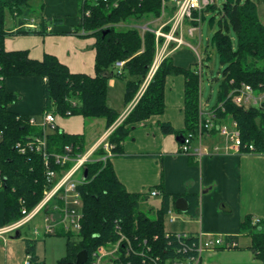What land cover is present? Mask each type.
<instances>
[{
    "label": "trees",
    "instance_id": "1",
    "mask_svg": "<svg viewBox=\"0 0 264 264\" xmlns=\"http://www.w3.org/2000/svg\"><path fill=\"white\" fill-rule=\"evenodd\" d=\"M33 1L35 0H0V121L5 132L4 140L0 143L3 225L14 223L22 217L21 200L32 210L42 200L44 191L48 188L41 155H22L15 149L18 141L42 136L44 132L41 127L28 124L29 116H18L10 111L9 106L18 101V96L7 90L8 79L35 77L44 80L43 115L53 113L66 118L82 116L86 121L105 120L106 128L110 129L121 117L108 104L110 80L116 78L126 84L124 102L126 106L130 105L146 81L156 58V35L151 31L143 32L140 27L162 17L163 3V0H122L114 8L113 0L109 3L99 0L94 5L80 0L82 22L74 33L85 32V36L96 38L97 41L95 76H90L71 73L66 65L50 54H46L42 60H35L30 58L29 51H6L5 40L8 36L52 35V32H47L46 25L51 19L42 20L41 30L25 28V20H21L20 27L15 31L6 28L7 12L17 18L21 15L29 16L33 13ZM261 5H264V0H225L221 8L213 6L207 12L218 9L221 15L220 29L212 39L224 66L222 79H216L220 82V87L214 109L220 104L224 108L218 110L217 125L233 119L238 123L243 144L254 145L253 153L264 155V103L261 107L245 110L228 100L231 92L243 84L252 86L256 92L263 91L264 23L258 12ZM87 10L91 11L89 17L85 14ZM169 11L171 14L174 12ZM54 21L58 24L59 18ZM231 30L237 36L236 49L229 34ZM206 48L205 53L208 54V47ZM210 60L209 56L204 58V70L206 62ZM118 62H125V65L122 70L116 71L115 65ZM196 70V67H178L172 58L164 60L136 106L109 135L108 142L113 146L112 158L103 159L107 153L104 148H100L95 152L93 161L86 164L88 179L80 189L83 230L77 235L63 231L59 233L67 238V255L62 264L76 262L77 255L83 250H88L91 258L99 246L109 242L116 243L119 240L117 223L134 245L135 253L130 258L133 264H144L140 255L149 254L144 241L153 248V254L161 257L177 255L181 249V254H185L183 248L192 246L195 242L178 239L175 235L166 238V219L170 211L167 197H164L162 207L156 211V219H150L143 210V204L151 197L150 193L128 192L116 175L112 159L126 156L124 144L133 140L132 133L136 130V125L164 114L168 76L184 75L186 78V130L179 132L170 123H160L163 134L168 136L184 133L187 136L197 132L201 77L196 74ZM216 131L214 129L212 134ZM48 133L50 152L61 153L67 145H73L76 152L87 151L84 135L65 134L58 128ZM243 150L244 153H252L248 148ZM194 209L192 201L189 213H193ZM240 230L242 234L248 233L252 237V250L264 264V221L255 223L251 217H247ZM39 241L26 239L31 264H42L37 255ZM121 259L125 260L123 255Z\"/></svg>",
    "mask_w": 264,
    "mask_h": 264
},
{
    "label": "crops",
    "instance_id": "2",
    "mask_svg": "<svg viewBox=\"0 0 264 264\" xmlns=\"http://www.w3.org/2000/svg\"><path fill=\"white\" fill-rule=\"evenodd\" d=\"M78 1L42 0L38 7H33L40 10L41 22L44 19L59 18L60 26L46 23L47 32H52L50 36H8L5 40L6 51H29L30 58L35 60H42L46 54H50L66 65L71 73L95 76L96 38L74 33L77 29L75 27L82 22L77 15ZM258 12L264 23V5L259 7ZM32 14L18 17L14 27L9 30H17L21 20H25V28L35 26L33 29H39ZM170 17L171 14L158 19L155 24L160 26L168 23ZM188 28L189 23L185 27V37L198 52L181 48L169 54L175 65L184 69L195 68L199 57L204 58L199 51L200 46H204L202 37L188 36ZM118 81L116 78L110 80L107 98L110 107L118 113L122 110L119 113L122 116L129 105L124 103L125 109H122L120 97L122 95L124 98L126 86H121ZM43 84L44 80L35 77L8 79L7 90L18 96V101L9 106L10 111L41 122L44 116ZM185 89L184 75L167 77L164 114L136 125L132 133L133 140L124 144L126 156L112 159L116 175L130 193L149 194L157 191L158 195L151 197L161 199L160 208L165 196L170 210L175 208L178 213H181L176 208L178 199H187L189 206L193 201V213H181L189 214V217L180 226H177L181 220L178 216L175 223L168 221L173 228L166 227L167 232L197 234L203 231L237 241L238 247L235 249L220 248L206 253L203 264H263L252 250V237L248 233L242 234L240 227L247 217H251L253 222L264 221V155L226 153L224 142L217 132L205 137L203 141V145L211 151L210 155L198 160L194 152L183 154L180 147L185 134L164 135L159 125L170 123L176 131L186 130ZM95 124L100 125V131L96 133L98 137L95 141L91 139L93 144L87 150L104 140L108 141L107 134L112 127L107 129L105 120L88 123L82 116L56 118L58 129L69 135H84L85 140L87 126ZM198 146V138H195L193 148L197 149ZM216 147L218 149L215 151ZM2 195L0 192V227L4 224ZM38 248L39 244V257ZM27 255L26 239H21V236L10 238L7 244L0 241V264H25ZM39 260L42 262L41 257Z\"/></svg>",
    "mask_w": 264,
    "mask_h": 264
},
{
    "label": "built area",
    "instance_id": "3",
    "mask_svg": "<svg viewBox=\"0 0 264 264\" xmlns=\"http://www.w3.org/2000/svg\"><path fill=\"white\" fill-rule=\"evenodd\" d=\"M105 3H109L111 0H103ZM122 0H113V7L117 8ZM218 0H163L162 5V17L169 11L167 4H171L174 8V14L171 18V22L162 24L157 28H149L143 26V32L151 31L156 35V58L151 69L150 75H148L146 81L142 85L135 100L128 106L127 110L120 117L119 121L112 126L107 136H109L114 129L119 126L129 115L132 109L136 106L144 91L148 88L153 75L161 65V62L165 59V53L169 50L173 43L182 45L183 39L180 33L184 26L189 23L187 31L188 36L194 37L197 32L201 31V23L207 9L213 6H217ZM84 3H90L92 5L97 4L99 0H83ZM86 16H90L91 11H86ZM35 28V26H29ZM85 32H82L84 35ZM167 55V54H166ZM204 58L199 57L198 64L196 66V74L200 79V111H199V125L196 133H190L183 138L180 150L183 154H189L194 152L197 155L198 160H202L204 156L210 155L211 151L203 145L205 137L212 134L214 129H217V134L224 142V150L226 153H244V149H249L250 152H255L254 145H244L241 137L240 130L238 129V123L233 119H228L220 125H217L218 110L223 108V104H220L218 108L214 109L203 103V90L202 81L204 75ZM125 62H118L115 65L116 69L122 70ZM263 91L256 92V90L247 84H243L241 87L233 90L228 97L235 106L248 110L252 107H261L264 103V84L261 85ZM57 116L53 113H46L43 116L41 122H37L35 118H30L28 124L34 127H41L43 129L42 136L28 137L26 140L18 141L15 145V149L22 155L27 154H39L44 160L45 178L48 183V188L45 189L42 200L32 210H29L24 200H21L22 204V217L11 224L3 225L0 227V241L7 244L10 238L16 236L17 232H20L22 236V230L33 223L38 216L44 217V234L55 235L60 232H71L73 234H79L83 230V201L81 194V186L85 182L83 180L86 164L93 161L95 152L104 148L107 153L103 159L112 158L113 146L104 140L96 147L87 150L84 153L76 152L73 145L65 146L63 152L56 153L49 151L48 144V132L55 131ZM5 132L2 129L0 121V143L4 140ZM198 138L199 146L197 149L193 148V141ZM107 139V138H106ZM218 148H215V151ZM55 167V168H54ZM151 196H157V191H152ZM169 222L175 223L177 217L173 215L172 210L168 212ZM259 222L256 220L255 223ZM116 233L119 236V240L109 242L107 245L99 246L89 256L88 262L90 264H133L131 256L134 255L135 249L132 241L126 237L123 233L122 227L119 223L116 224ZM34 239L39 240L41 233L38 229H35ZM176 236L178 239L194 240L195 242L187 247L183 248L185 254H181L178 251L177 255L169 257H161L160 255L153 254V248L146 244V252L140 256L143 258L144 264H203L204 256L210 251L217 249H235L238 247L236 240H227L223 236H213L211 234L200 231L197 234L188 233H172L166 232V238ZM158 239V237H156ZM189 253V254H188ZM122 255L125 260L121 259ZM31 256L27 255L25 264H31ZM87 264V263H86Z\"/></svg>",
    "mask_w": 264,
    "mask_h": 264
},
{
    "label": "rangeland",
    "instance_id": "4",
    "mask_svg": "<svg viewBox=\"0 0 264 264\" xmlns=\"http://www.w3.org/2000/svg\"><path fill=\"white\" fill-rule=\"evenodd\" d=\"M246 0H241V2H245ZM42 2V0H35L33 2H31V7L33 9V7H38V4ZM79 2V6H78V18L80 21H82V15H81V5H80V0ZM225 3V0H218L217 1V8H221ZM163 5V3H162ZM167 8L169 10H173L174 8L172 7L171 4H167ZM169 13V14H168ZM171 12L168 11L167 14H165V16H170ZM174 12L171 14V17L169 19V21L171 20L172 16H173ZM31 17H33V19L36 21L35 23H37V27L41 30V12L40 10H36L35 8L33 9V14L31 15ZM17 19V17H15L13 14H11L10 12H7L6 15V28L7 29H12V27H14V21ZM221 19V15L219 13L218 9H215L214 11H210L206 13V18L202 21L201 23V31L197 32V34L193 37V38H198V37H202V41L204 43V46H200V52L201 54L204 55V58L206 57H210L211 60L206 62L205 65V70H204V75H203V81H202V90H203V103L205 104V107L207 104H209V107L214 108L218 102V93H219V87H220V82L217 81L216 79H222V71L224 70V66L221 64V58L220 55L217 51V48H215V46L213 45V36L215 34L216 31H218L220 29V22ZM51 21V22H50ZM48 23L52 26H60L59 24L55 23L54 19L52 18ZM157 20H155V22H150V25L146 24V27L148 26L149 28H157L159 25L155 24ZM168 21V22H169ZM171 22V21H170ZM145 26V25H141V28ZM75 27V28H79ZM185 27L183 28V30H181V34L184 38L183 39V43L182 45H178L177 43H173L172 46L169 48L168 51H166L165 53V59L169 58V54L172 51H176L179 49H189V50H194L195 52H198V49L195 48L193 45H191L190 42L187 41L186 37H185ZM80 34H82V32H80ZM230 36L232 38L233 41V47L234 49H236L238 47V40H237V36L234 33V31H230ZM23 36V35H20ZM20 36H9V37H20ZM26 36H43V35H26ZM45 36H50V35H45ZM8 38V37H7ZM83 38V37H80ZM206 47H208V54L205 53V49H207ZM157 50V47H156ZM157 52V51H156ZM167 54V55H166ZM164 60L161 62V64L164 62ZM160 67V66H159ZM194 68V67H193ZM158 70V69H157ZM156 70V72H157ZM156 72L154 73L153 77L155 76ZM151 73V72H150ZM149 73V75H150ZM121 86H125L124 82L119 80L118 81ZM147 90V89H146ZM146 90L144 91V93L146 92ZM115 94V92H114ZM143 96V95H142ZM121 103H122V109H125V105H124V98L121 95ZM131 104V103H130ZM122 110H119V113H121ZM86 121V120H85ZM119 121V120H118ZM117 121V122H118ZM86 122H94V120L92 121H86ZM99 122H102V120H99ZM102 128V127H101ZM103 130V128H102ZM115 130V129H114ZM100 131V125L99 124H95L93 126H87V130H86V145L87 148H90L93 144V141L91 140L93 138V140L95 141V139L98 137V134H96L97 132ZM94 158V157H93ZM160 198H155V197H150V199L145 202L143 204V210L147 213V216L150 219L155 220L157 215H156V211L160 208ZM174 216H178L179 219L181 218V220L178 222L177 226L181 225V222L183 220H185L186 217H189V214H181L178 213V211L174 208L172 211ZM166 227L167 228H173L172 226L169 225V217L167 216V220H166ZM44 217L38 216L33 223H31L30 226L24 228L22 230V236L21 239H34V230L38 229V231L41 233V236L39 238V248H38V253H39V257H41V261L42 264H62V260L66 257L67 255V238L62 234H55V235H45L43 228H44Z\"/></svg>",
    "mask_w": 264,
    "mask_h": 264
},
{
    "label": "water",
    "instance_id": "5",
    "mask_svg": "<svg viewBox=\"0 0 264 264\" xmlns=\"http://www.w3.org/2000/svg\"><path fill=\"white\" fill-rule=\"evenodd\" d=\"M87 179H88V170L85 169L83 180L86 181ZM176 208L181 213H188L189 212V209H190L188 200L185 199V198L178 199L177 202H176ZM20 236H21L20 232H17L16 238H19ZM88 258H89V252H88V250H83L82 252H80L77 255L76 262L70 263V264H86L88 262Z\"/></svg>",
    "mask_w": 264,
    "mask_h": 264
}]
</instances>
